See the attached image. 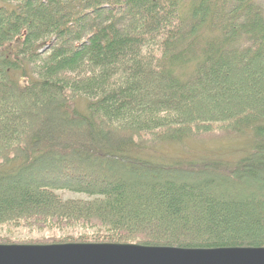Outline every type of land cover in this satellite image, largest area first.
I'll return each mask as SVG.
<instances>
[{"label":"trees","instance_id":"trees-1","mask_svg":"<svg viewBox=\"0 0 264 264\" xmlns=\"http://www.w3.org/2000/svg\"><path fill=\"white\" fill-rule=\"evenodd\" d=\"M212 133L250 149L153 155ZM0 228L264 249L260 0H0Z\"/></svg>","mask_w":264,"mask_h":264},{"label":"water","instance_id":"water-1","mask_svg":"<svg viewBox=\"0 0 264 264\" xmlns=\"http://www.w3.org/2000/svg\"><path fill=\"white\" fill-rule=\"evenodd\" d=\"M0 264H264V249H180L132 244H1Z\"/></svg>","mask_w":264,"mask_h":264},{"label":"rangeland","instance_id":"rangeland-1","mask_svg":"<svg viewBox=\"0 0 264 264\" xmlns=\"http://www.w3.org/2000/svg\"><path fill=\"white\" fill-rule=\"evenodd\" d=\"M260 4L264 6V0H260ZM77 109L84 110L85 103L77 102L75 104ZM250 141L248 137L244 136H228L226 133H212L204 134L197 137L189 138L181 143L177 144H162L153 147V155L156 158L166 157L169 159H223L229 162H233L239 159L248 151ZM65 198H86L84 195H78L73 193H65ZM61 235V233L50 231H37L34 229H11L10 231L0 228V237L9 239L13 242L22 243H7L3 245L22 244L25 241L39 240L45 237ZM58 244V243H50ZM50 244H27V245H50ZM1 245V244H0Z\"/></svg>","mask_w":264,"mask_h":264}]
</instances>
